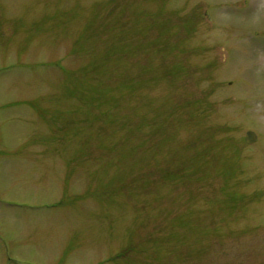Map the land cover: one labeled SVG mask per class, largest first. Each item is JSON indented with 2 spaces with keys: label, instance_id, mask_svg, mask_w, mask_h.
Masks as SVG:
<instances>
[{
  "label": "rangeland",
  "instance_id": "rangeland-1",
  "mask_svg": "<svg viewBox=\"0 0 264 264\" xmlns=\"http://www.w3.org/2000/svg\"><path fill=\"white\" fill-rule=\"evenodd\" d=\"M0 264H264V0H0Z\"/></svg>",
  "mask_w": 264,
  "mask_h": 264
},
{
  "label": "water",
  "instance_id": "water-1",
  "mask_svg": "<svg viewBox=\"0 0 264 264\" xmlns=\"http://www.w3.org/2000/svg\"><path fill=\"white\" fill-rule=\"evenodd\" d=\"M256 139V135L252 131H247L245 135V141L248 143H253Z\"/></svg>",
  "mask_w": 264,
  "mask_h": 264
}]
</instances>
